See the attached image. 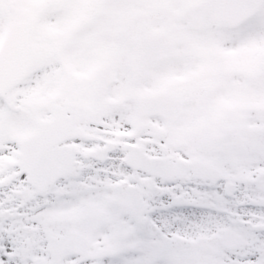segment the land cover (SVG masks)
Masks as SVG:
<instances>
[{
	"label": "snow or ice",
	"instance_id": "obj_1",
	"mask_svg": "<svg viewBox=\"0 0 264 264\" xmlns=\"http://www.w3.org/2000/svg\"><path fill=\"white\" fill-rule=\"evenodd\" d=\"M0 264H264V0H0Z\"/></svg>",
	"mask_w": 264,
	"mask_h": 264
}]
</instances>
